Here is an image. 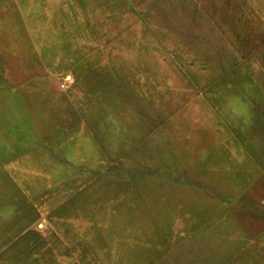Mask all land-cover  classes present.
Returning <instances> with one entry per match:
<instances>
[{"label":"rangeland","instance_id":"374dc122","mask_svg":"<svg viewBox=\"0 0 264 264\" xmlns=\"http://www.w3.org/2000/svg\"><path fill=\"white\" fill-rule=\"evenodd\" d=\"M64 3L74 68L0 93V264H141L205 188L264 264V0Z\"/></svg>","mask_w":264,"mask_h":264},{"label":"crops","instance_id":"0c3cea01","mask_svg":"<svg viewBox=\"0 0 264 264\" xmlns=\"http://www.w3.org/2000/svg\"><path fill=\"white\" fill-rule=\"evenodd\" d=\"M63 5V9H56L55 0H0V93L17 91L39 80L53 79L57 69L65 73L74 68L76 62L71 47L63 40L66 33L70 38L71 33L77 32L70 23L71 11L66 10L65 3ZM84 25L87 30L86 23ZM57 37L60 39L58 43ZM177 175L179 173L147 174L138 180L137 188L146 192L144 186L149 178L177 185L180 176ZM184 176L188 177L186 172ZM194 181L189 184H195ZM205 189L209 194L200 193L197 198L213 217L208 222L199 219L198 225L192 227L173 224L166 229L159 228L161 231L157 233L156 241L145 245L141 264H214L217 262L216 250L223 251L219 253L218 261L229 264H232V255L242 256L240 253L246 241L241 240L246 238V233L241 231L229 208L225 206L217 211L215 193ZM144 197H147L146 193H143ZM232 230L240 232L233 234ZM252 245L257 246L256 243ZM238 261L241 259L234 262Z\"/></svg>","mask_w":264,"mask_h":264},{"label":"built area","instance_id":"2783aa9c","mask_svg":"<svg viewBox=\"0 0 264 264\" xmlns=\"http://www.w3.org/2000/svg\"><path fill=\"white\" fill-rule=\"evenodd\" d=\"M60 87H61V88H64V85H61Z\"/></svg>","mask_w":264,"mask_h":264}]
</instances>
